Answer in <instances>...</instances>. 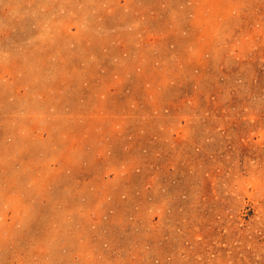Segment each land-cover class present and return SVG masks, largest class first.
<instances>
[{
    "label": "rangeland",
    "instance_id": "obj_1",
    "mask_svg": "<svg viewBox=\"0 0 264 264\" xmlns=\"http://www.w3.org/2000/svg\"><path fill=\"white\" fill-rule=\"evenodd\" d=\"M0 264H264V0H0Z\"/></svg>",
    "mask_w": 264,
    "mask_h": 264
},
{
    "label": "bare ground",
    "instance_id": "obj_2",
    "mask_svg": "<svg viewBox=\"0 0 264 264\" xmlns=\"http://www.w3.org/2000/svg\"><path fill=\"white\" fill-rule=\"evenodd\" d=\"M27 76V75H26ZM62 123V122H61ZM58 125V124H57ZM19 161V160H18ZM19 163V162H18Z\"/></svg>",
    "mask_w": 264,
    "mask_h": 264
}]
</instances>
